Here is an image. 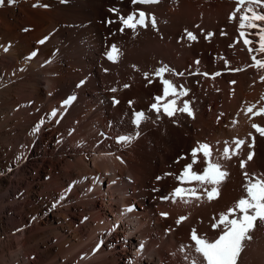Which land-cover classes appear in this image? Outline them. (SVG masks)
<instances>
[{
	"label": "bare ground",
	"instance_id": "6f19581e",
	"mask_svg": "<svg viewBox=\"0 0 264 264\" xmlns=\"http://www.w3.org/2000/svg\"><path fill=\"white\" fill-rule=\"evenodd\" d=\"M62 1L15 0L12 3L4 0V4L0 5V264H164L163 254L151 248L154 245L153 233L146 216L125 211L137 199L145 205L148 201L146 194L153 184H150L153 181L151 175L159 176L160 167L149 162L148 157L153 155L159 159L158 163L164 169L173 160L171 157L176 148H180L179 143H185L184 135L180 134L181 128L184 133L192 134L196 144L207 143L211 146V153L220 156L223 155L226 141L232 146V139L244 140L246 144L238 155L243 159L244 154L254 153V160L246 164L252 173L263 178L264 138L251 125L262 124L264 127V117H253L251 113L245 115V112L253 104L257 108L264 106L261 99L264 96V81H261L264 71L258 72L248 67L251 59L239 37V14L234 22H229V16L236 7L233 0H182L178 7L172 5L171 0L145 6L133 5L132 0H110L116 7L112 12L99 6L104 0H66L67 5H63ZM210 2L218 16L217 23L226 27V38L220 36L218 39L224 62L213 64L200 53L199 57L204 62L202 72L207 74L205 78L196 79L201 83L202 90L195 85L194 78L184 76L179 80L186 83L191 99L199 90L213 94L208 101L209 109H204L206 101L202 100L201 103L195 100L194 106H191L194 109L191 118L194 120L182 121L176 125L178 128L171 123V119L183 114L179 111L173 118L148 115L138 129L129 122L120 131L116 126H109V123L115 124L120 120V115L137 111L135 107H128L130 100L137 99V107L148 110L150 92H155L162 85L154 79V86H149L140 77L134 86L123 90L127 66L123 60L126 56L123 59L122 52H119L116 62L110 64L106 61V52L111 45L124 49L123 44L133 40L130 37H136V32L131 30L119 31L123 27L119 22L120 17L126 18L133 9L140 7L148 12L150 18L178 16L181 10L189 13L200 9L204 13ZM173 31L170 33L169 30L166 35L168 40L172 37L176 50L179 47ZM41 40L45 42L39 43ZM195 48L187 51V56L196 57L201 49ZM33 53L36 54L33 56ZM253 54L258 58L264 56ZM186 66L187 61L178 67L183 71ZM237 68L244 70L232 74L231 71ZM216 73L220 75L216 77ZM100 74L107 79V83L114 82V85L109 84V89L106 86L101 90ZM84 80L87 81L85 88L88 85L95 88L89 92L86 89L80 92L75 90L76 85ZM111 88L117 90L110 94L112 92L108 90ZM214 93L222 96L216 97ZM68 96L75 97L71 102L73 105L61 107ZM113 97L120 101L117 108L110 106ZM220 99L223 101L220 110L224 117L217 118L219 123H216ZM176 107L182 108L181 104ZM53 110H58L56 117L49 115ZM233 121L236 123L233 124ZM153 126L159 127L162 135L172 142L164 140L161 144L159 138L156 142L161 145L153 147L150 143ZM36 128H39L38 132ZM136 132H139L138 138L127 146L116 143L119 136ZM253 136L255 143L249 148ZM156 137H153L154 140ZM98 142H101L100 146H96ZM137 148L141 150L138 159L134 155ZM123 155L127 157V161L123 162V166L126 164L128 167L125 172L123 170L126 168L122 169L119 163ZM200 157L204 158L202 154ZM236 159L235 163L231 161L233 168L240 158ZM97 178L99 182L96 183ZM237 181L222 183L224 187L219 190L222 197L218 199L222 206L228 204L232 207L231 204L234 206L246 195L241 190L243 183H240V189ZM159 208L162 212V208ZM199 216L202 220L203 215ZM109 230L112 234L105 235ZM202 232L206 233L203 230L200 234ZM257 233H262V238L255 250H261L264 249V224L258 222L250 235L254 238ZM215 237L217 235H208L207 240L214 241ZM136 242L139 243L136 245ZM252 242L253 239L244 242L239 264H245L250 249L254 247ZM140 245L146 246L144 250H140ZM190 257L198 258L194 254ZM254 258L249 264H264V260Z\"/></svg>",
	"mask_w": 264,
	"mask_h": 264
},
{
	"label": "rangeland",
	"instance_id": "374dc122",
	"mask_svg": "<svg viewBox=\"0 0 264 264\" xmlns=\"http://www.w3.org/2000/svg\"><path fill=\"white\" fill-rule=\"evenodd\" d=\"M181 1L182 0H171L170 2H172L171 3L172 5H175L176 7H178V6L181 5ZM103 2H105V4ZM102 3L100 2L99 3V6L100 5L101 6H104L103 8L105 10H107V12H112V11H110V9H114V8L116 9V7L113 5V3L110 0H104V1H102ZM62 4L63 5H67L68 2L66 0H64V1H62ZM143 10L148 15V12L145 9H143ZM205 11L203 13L202 11H200V9L199 10L196 9L194 11H191L189 13H186L184 10H181V11H179L180 13H178V16H177V14L174 15V16H172V17L166 16V17H161V18L155 16L156 21L157 22L160 21V22H158L156 29L151 28V25L149 23V26L147 28H142V29L139 30V32H138V30L136 31V37H130L131 39L133 38V40L130 39L131 40V41H129L130 44H129V42L127 44L126 43L123 44V46H124L123 48L124 49H122V47L121 48L118 47L119 52H122V58L124 59L123 56H126V58L123 61H124L125 65H127V66H125V69L126 70L127 69L129 70V71L128 70L127 71L126 70L124 71V73L126 72L125 73L126 75L124 74L125 80L124 79H122V80H124V85H128V87L124 90L125 87L123 86V90L124 91H127L129 88H131V86H134V84L137 83V81H138V79L140 77H141V79L143 78V80L146 81L149 86H154V84H152V83H154L155 80H157V81L159 80V78L154 77L155 70L157 68H160V67H163V66L167 65V67L169 69L173 70V71L165 72L163 74V78L169 80L174 86H176L178 88V91L180 90L181 86H183L184 89H187L188 90V94L185 95V96H182V97H178V98L177 97H174L173 98L170 95V96L164 98L161 101V106H163L164 104L169 103V101H172L173 99L176 100V106L178 104H181V107H183L184 101H188L189 104H190V109L192 108L191 106H194L195 100H196V102H201V103L203 101L208 102L209 99H210V96L213 95V94L208 95V93H206V92L204 93V90L201 91L202 90L201 83H199L198 80H199L200 77L205 78L206 76H204V74L206 72H202V69L204 68V62L201 59V57H199V55L201 53V55H204V56L208 57L210 59V61L213 62V64L215 63L216 65H217V63H220V62L223 63L224 62L223 61V57L220 56L221 55V51L219 49L218 39L220 38V36H222V37H225L226 36V35L222 34V33H226V27L220 26L217 23L218 22V16H217L216 13H214L215 12V9L213 7L212 2H210L205 7ZM157 18H159V19H157ZM169 18H171V19H169ZM172 18H173V20H172ZM149 20H150V17H149ZM220 27H221V29H220ZM169 30H170V33L173 30H174L173 32L176 33L175 34L176 35L175 39H177V40L175 42H176V44L179 47V48H176V50H175V46L173 45V43L171 41L172 40L171 39L172 37L169 39L170 41L167 39V35L166 34L168 33ZM185 30L193 33L197 37V39L195 41L189 40L187 38V36H186ZM209 33H211L213 35H211L209 38L206 39L205 37ZM155 37H156V40H155ZM151 41H153V42L155 41V42L154 43L152 42V44H151ZM131 43H132V45H131ZM126 45L127 46L129 45L130 47H127ZM169 45H171V46L169 47ZM205 45H206V47H205ZM195 47L196 48H199V51L201 49V51L203 53L201 51L198 52V55H196V57H193L192 55H191L192 57L187 56V51H190V49L192 50ZM123 50H125V51H123ZM180 50H182V51H180ZM184 52L186 54V55L184 54L185 56H183V53ZM123 53H126V55L125 54L123 55ZM181 53H182V58H184V59H182V58L180 59ZM119 55H120V53H119ZM127 57H128V60H126ZM104 59H105V57H104ZM179 60L180 61L183 60V61H181L182 64H184L187 61V66H186L185 70L183 69V71H181L179 69L181 63H179L180 65L179 64H176ZM215 60H216V62H215ZM106 61L108 63H110V64L113 63L112 61H109L107 58H106ZM197 61H199V63H196ZM224 64H226V63H224ZM201 66H203V67H201ZM188 70H190V71H188ZM145 73H148V74L150 73L149 76H148V79H145V75H144ZM173 73H177V74L178 73H183L184 75L180 76V75H175ZM231 73L232 74H235V71H231ZM98 76L100 78L99 79L100 80V86H99V88L101 90H103V88L106 87V86H108L109 84H111L112 86L114 85L113 84L114 82H110L109 81L107 83V79L102 78L103 76L101 74L98 75ZM184 76L186 78H189V79L194 78L195 81H196L195 82V85L197 84V87L200 86L199 88H201V90H199L200 91V94H198L199 91L196 92V93H194L192 99L189 96V89H188L186 83H183V82L180 83V81H179ZM216 77H217V75H216ZM89 78H91V77H89ZM127 78H128V80H127ZM196 79H198V80H196ZM115 80H117V79H115ZM103 81H104V83L102 84ZM112 81H114V79ZM81 82H83V84H81ZM177 82H178V84H177ZM138 84H139V82H138ZM78 85H81V86L77 87ZM86 85H87V81H85V80L84 81H80V83H78L76 85V89L75 90H77V91L80 92V91H84V89H86V91H88L90 89L95 88V87H93V85L92 86L91 85L90 86L88 85V88H85ZM228 85H230V83H228ZM109 87H111V86H108V89H109ZM108 91H109V93L112 92L110 94H113L112 88L110 90H108ZM85 92H84V94H86ZM150 93L152 95L149 94L150 97H151V102L147 103L148 104V110H147V108L146 109L141 108L142 110L140 108H138L137 107L138 106L137 99L136 100L134 99L133 101L130 100V102H132L133 104L131 103V106H130L128 104L129 103V101H128V103H127L128 107H135L137 111H134L133 113L132 112H129L127 115H124L123 114L124 116L123 115H120V120L115 121V124L114 123L113 124L112 123H109V126H116V128L120 131V128L126 122L132 123V121L134 119V113L135 112H145L146 110L148 111L147 114H146V117L148 115H150V116H153V117H156V118H160V117L161 118H164L165 117V114L163 113V111H161V113L159 114V116H157V114H156L155 111H149L151 105L156 102L154 100V97H156V96H163V85H160V88H158L155 92H150ZM78 94L80 95V93H78ZM214 95L216 97L222 96V94H220V93H214ZM68 97H71V96H68ZM117 101H119V100H117ZM206 102H204V105H206L205 106L206 108L204 106L203 107H204V109H209V107H210V103L209 102L210 101L208 103H206ZM192 103H193V105H192ZM201 103H200V105H201ZM222 103H223L222 99L218 100V106H217V108H219V110L217 108H215V109H217V112H218V114H217L218 116H216V123L217 122L219 123V120H217V118L219 119V117H224V113L220 110V108L222 107ZM70 105H73V103H71ZM111 105H112V107L117 108L120 105V101H119L118 104H113V101H112V102H110V106ZM191 111H194V109L193 110L191 109ZM191 117L192 116H188L186 113H183V114L180 115V117L175 118V119H171V123L176 128H178V126H176V125H178L180 122H182V121L185 122V121H188V120L189 121L194 120V119H192L193 117L192 118ZM171 118H173V117H171ZM71 120H73V119H71ZM158 120H160V119H158ZM259 125L262 126V124H259ZM153 127H154V129L152 128L153 131H151L152 132L151 133L152 134L151 135L152 140L150 142V143H152L151 145L153 147H157L158 145L160 146L165 141L166 142H168V141L172 142L171 140H169V138H166V137H164V135H162L163 133L160 131V128L159 127H157V126H153ZM180 132H181L180 134L182 136L184 135L183 136V140L186 139L184 141L185 143H183V141H182L181 144L179 143L180 148L178 147L179 145L177 146L178 147V148H176L177 151L171 157L173 160L170 161L168 164L165 165L166 167L168 166L167 168L164 166L167 169L166 172L164 170L165 168L163 169L161 167V165H159L160 164V163H158L159 162V159H157L156 157H153V155H151V156L148 157L149 158L148 159L149 162H152L153 164H155V166L158 165V167H160L161 170L159 172V177H163V178L158 181L156 179L158 177V176L156 177V174L151 175L153 181H151L150 184H152V183L153 184H152V186L150 185V190L146 194L148 196L147 197V200L148 201L146 203H144L146 206L142 204V201L140 203L138 201V199L137 200L135 199L136 201H134V203H133V205L131 207L133 209V211H134V214H140L142 216H146L147 220L151 224V233H153L151 235H153L152 236V240L154 242V245H152L151 248L154 250V252L157 251V252H160V254H163L164 264H177V263L178 264H186V263L187 264H192V260L193 259L190 257V255H192V254L197 255V254L194 252V242H192L191 239H190L191 230L193 228H195V229L198 230V228L200 227L199 230L200 231H203L204 230L206 233L203 234V232H202L201 233L202 235H201L200 234V231L199 230L198 231L196 230L197 235L200 236V237H203L205 239H208V235H213V236L217 235V237H218V234L219 235L221 234V229L220 228L214 229L215 230V232H214V230H213V228H212L211 225L213 223H215L216 220H218V218H219L218 216L221 213H226L228 211V209L231 208L228 204H226V207H224V206H222L221 203H218L219 202L218 199H220L222 197L221 196L222 193L219 194V197L220 198L218 197V198L214 199L215 201L212 200L211 202H209L207 200L206 196H204L202 189H200V186L197 184L198 182H196V183L193 182V184H192V182H190V183L186 182L184 184H181L176 179V177L179 176V174L182 172V170L184 169V167L187 164L192 163L191 151H192L193 148H196L197 147V144L194 142V137L191 136L192 134H189L188 135L187 133H184V131H182L181 128H180ZM155 134L157 135V137H156ZM153 137H156L155 140H154ZM159 138L161 140L160 143L163 141L161 144L159 142L158 143L156 142V139H158L157 141H159ZM187 138H188V140H187ZM153 140L155 141V143H154ZM100 145H101V142H98L96 146H100ZM140 151L141 150H138V148H137V150H135L136 153L134 152V155L136 156L137 159H138V154L141 153ZM200 154H202V153H198L197 158L200 157ZM211 154H215V153H211ZM215 155H218L219 157L218 156H215ZM215 155H211V156H213V158H211V156H210L211 162L219 163L222 166V170H225V171L228 170L227 172H229V175L227 177L228 179L226 178L224 180V182H223L224 185H225V183L227 184L229 181H234L235 183L236 182L238 183L237 180H239V184L238 185H240V189H241V186H242L241 184L243 183V185H244V182H245L244 175L242 174L243 172H247L250 176H256V177H258L260 179L262 178V176L260 177V175H258L257 173H254V172L252 173L249 170L250 168L248 167V164H246L244 170L242 169V171H241L240 163L239 162H241L240 160H243V159L246 160L247 155L245 156V154L242 156L243 159H241V156L237 155L238 159L239 158L240 159H239V161H236V167L234 166V168H233L232 165H233V163H235L234 160H237L236 159L237 157L233 156L235 158L234 159L232 157L234 160H232V158L230 160H226V159H223L222 158V155L221 156L219 154H215ZM181 156L186 157V158L185 159H182V160H179V163H177L176 162L177 159L179 157H181ZM126 158L127 157H125L123 155V157L121 158V161H119L120 167L122 165V167H123V168L121 167L122 169H125L126 168V170H123L124 172L125 171H128V167H127V165L125 163L124 164L126 166L125 165H124L125 167L123 166V162H126L127 161ZM153 158H155V159H153ZM200 158H201V161H200ZM200 158L197 159V161H200V162L194 164L193 165V169H192L193 172H196L198 174L199 173L202 174L203 169L206 167V163L203 160L204 158H202V157H200ZM253 160H254V158L251 161H248L246 163L252 162ZM229 162H231L232 164L229 163ZM153 164L151 166H154ZM230 168H231L232 171L230 170ZM233 169L234 170L235 169L236 170L238 169V170L235 171L236 172L235 173V172H233L234 171ZM121 173H122V170H121ZM165 173H172L173 175L165 176ZM231 173H232L233 177H231L232 175L230 176ZM238 173H240L243 176V179H242L243 181L241 180V176L239 177V174ZM236 174H238V176ZM122 178H124V177L122 176ZM229 178H231L232 180L229 179ZM233 179H235L236 181L233 180ZM262 179H264V177ZM85 180H87V179L85 178ZM97 182H99V178L96 179V183ZM223 184L220 185L221 187H219L220 188L219 190H222L223 189V187H224ZM206 186H208V185H206ZM121 187H124V186L121 185ZM176 187H185V188H194V187H196L198 189V194H200L202 196V200L201 201H196L195 199H193L190 203L185 204L184 202L180 201L179 199L177 200L176 203H172L171 200L164 201V200L161 199L162 197H164V196L168 195L169 193H171ZM208 188L210 190L211 189V186L208 187ZM154 189H159V191H154ZM241 190H244L243 189V186H242V189ZM220 192L221 191H219V193ZM243 193H245V192H243ZM137 196H138V194H137ZM216 202L220 206H218L216 204ZM201 203L203 204V206L201 205ZM209 204H211V205H209ZM207 205L210 206V207L208 208ZM205 206L209 210L206 209ZM231 206L233 207L232 204H231ZM159 207L162 208V212L159 211L160 210ZM222 208H223V210H222ZM171 211H173V212L171 213ZM196 211L199 214H196L197 213ZM201 211H203V212H201ZM194 212H196V213H194ZM204 212H205V214H204ZM162 213L163 214H167V216L165 217L164 215H162ZM182 215H184V217H187V219L184 220V221H182L179 225H177L178 217L180 218V217H182ZM199 215H203V219L202 220H200V216ZM214 215H215V218H217V219H212V218H214ZM170 216H171V218H170ZM204 219H206V220H204ZM209 220H210L211 223L209 222ZM211 220H213V221H211ZM188 221H189V223H188ZM157 223H159V225H156ZM185 223H188V224H185ZM199 223H200V225H199ZM192 224H194V227H192L193 226ZM153 225H155L156 227L153 226ZM174 230H176V231H174ZM110 234H112V231L111 230H109L108 233H105V235H110ZM172 235H173V237H172ZM217 237H215V239ZM261 238H262V233H257L256 236L253 238L252 245H254V247H252L250 249L249 254H248V258L244 261L245 264H249L250 261H252L251 260L252 257L254 258V256H255V258L257 257V259H256L257 261L264 260V258H262L264 256V249L255 250L256 247H257V245L261 241ZM138 243L139 242H136V245ZM247 244H246V247H247ZM145 247L143 246V250H144ZM134 249H135V247H134ZM164 250H167V252H165ZM163 251H164V253H163ZM258 251L260 253H258ZM261 253H262V255H261ZM179 258H181V259H179ZM238 259L239 260L237 261V264H239V262L241 260V257L238 258ZM178 260L180 262H177ZM257 264H258V262H257Z\"/></svg>",
	"mask_w": 264,
	"mask_h": 264
},
{
	"label": "snow or ice",
	"instance_id": "6c2138e0",
	"mask_svg": "<svg viewBox=\"0 0 264 264\" xmlns=\"http://www.w3.org/2000/svg\"><path fill=\"white\" fill-rule=\"evenodd\" d=\"M9 2L14 3L15 0H9ZM233 2L236 7L229 16V22H234L237 19V14H239V37L243 40V48L247 50L251 59V64H249L248 67L255 68L258 72L264 71V56L258 58L257 55L253 54H264V0H233ZM158 3H160V0H132L133 5H155ZM3 4L4 0H0V5ZM110 11L115 10L110 9ZM119 22L123 25V27L119 29L120 32H124L125 29H128L134 33L138 27L147 28L149 22L151 28H157L156 18L152 16L149 21L146 18V13L144 11H134L126 18L121 16ZM109 23H116V21H109ZM185 32L189 40L195 41L197 39L193 33L187 30H185ZM211 35L213 34L209 33L205 38L207 39ZM252 37H255V39ZM46 39L47 38H45V40ZM45 40H41L39 43L43 44ZM35 54L36 53H33L32 55L34 56ZM118 56L119 49L116 45H111L110 49L106 52V58L109 61L116 62ZM27 59H31V57H28ZM196 63H199V61ZM242 70L244 69H234V71L237 72ZM169 71L173 70L169 69L167 65L155 70L154 77L159 78L160 83L163 85V96L154 97L156 102L151 105L149 111H155L157 116L163 111V113L170 118L173 117L177 111L193 116L188 101H184L182 108H177L175 106V99L161 106V101L170 95L178 98L188 94V90L184 89L183 86H181L178 91L176 86H174L169 80L163 78V74ZM173 74L180 76L183 75V73ZM144 75L145 79H148L149 74L145 73ZM204 75L207 76L206 73ZM216 75L218 76L220 73H216ZM261 81H264V75H261ZM81 84H83V82H81ZM79 86L81 85H78V87ZM124 87L127 88L128 85H124ZM116 90L117 89L115 88L112 89L113 92ZM261 99L264 100V96H262ZM73 100H75V97H69L63 102L61 107L69 106ZM113 103L118 104L119 101L114 99ZM131 103L132 102H129L130 106ZM57 111L58 110H53L49 115L51 117H56ZM248 113H251L253 117H264V106L257 108L255 104L250 105L247 108L245 115ZM145 119H147V117L144 112H135L132 123L138 129ZM232 123L235 124L236 121H233ZM251 127L255 129L260 137L264 138V127L257 124H252ZM35 131L38 132L39 128H36ZM138 136L139 132L132 135H121L116 139V143L121 144L122 146H127L134 139L138 138ZM231 143L234 144L235 147L230 149V147L227 146L229 142H225L226 147L223 150V159L230 160L233 156L238 155L242 150L245 141L236 139ZM254 143L255 137L253 136L252 143L248 144V147L252 148ZM198 153H202L206 163V167L203 169L202 174H197L192 171L193 165L198 163ZM253 155L254 153L249 152L246 161L241 160V169L245 168L247 161L253 159ZM210 156L211 146L207 143L197 142V147L193 148L191 151L192 163L187 164L179 176L176 177L181 184L186 182H198L200 189H202L204 196H206L209 202L219 197V186L229 175L227 171L222 170V166L219 163L211 162ZM185 158L186 157L181 156L176 162L179 163V160ZM117 159H119V157H117ZM169 175L173 174L165 173V176ZM243 175L245 178L243 189L246 195L241 197L226 213H221L218 220L211 225L213 229H221V234L218 238L210 242L209 240L198 236L195 228L191 230L190 239L194 242V252L198 256V258L192 260V264H237L238 258L244 250V242L253 239L250 233L257 228L258 222L264 224V179L250 176L247 172H244ZM162 178L163 177L158 176L156 179L159 181ZM206 185H211V189L209 190L208 187H205ZM154 191H159V189H154ZM161 199L165 201L171 200L172 203H176L179 199L187 204L193 199L201 201L202 196L198 194L197 188L176 187L171 193ZM125 211L131 212L133 209L128 208L125 209ZM162 215L165 217L167 216V214ZM186 219L187 217L178 218L177 225ZM213 219L216 218L214 217ZM140 250H143V245H140ZM200 257H202V261L199 259Z\"/></svg>",
	"mask_w": 264,
	"mask_h": 264
}]
</instances>
